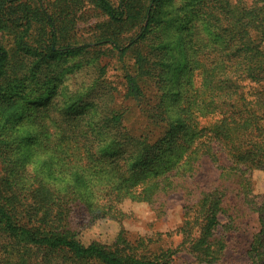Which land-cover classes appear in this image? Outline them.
Returning a JSON list of instances; mask_svg holds the SVG:
<instances>
[{"label": "trees", "instance_id": "trees-1", "mask_svg": "<svg viewBox=\"0 0 264 264\" xmlns=\"http://www.w3.org/2000/svg\"><path fill=\"white\" fill-rule=\"evenodd\" d=\"M140 1L119 0L114 5L110 0H60L68 4L59 6L46 0H0V32L10 37L11 44L8 47L0 40V264H164L178 252L176 248L160 256H139L123 234L112 245L96 241L86 245L78 239L68 227L67 216L70 203L84 197L83 170L80 166L65 170L67 156L53 159L68 135L77 140L84 137L78 150L88 152L93 167L105 172L117 198L152 202L159 194L179 188L185 202L178 232L197 264L223 261L225 237L235 224L225 201L231 195L246 201L259 226L250 255L253 264H264V192H255L251 175L255 170L264 173V46L250 34L252 27L264 34V0H253L256 6L242 7L239 15L230 0H176L168 13L163 10L165 0ZM86 5L105 16L96 25L97 38L60 45L62 29H73L77 10ZM38 15L47 26L48 38L34 47L25 38ZM177 22L179 30L170 38L171 26ZM130 30L133 34L125 36L124 31ZM104 45L120 57L135 54L137 74L125 76L127 95L148 123L139 136L132 137L128 150L109 159L95 156L96 140L100 144L106 139L101 138L104 133H129L124 110L112 109L97 134L61 116L58 121L50 113L42 114L54 111V106H72L67 100L63 105L55 100L59 96L63 101L68 92L67 86L60 87V73L73 67H97ZM177 46L187 54V64L175 88H170L168 69ZM71 60L74 65H67ZM141 77L153 85L149 94ZM97 82L95 78L93 84ZM170 92L179 96L177 105L167 103ZM214 115L220 118L201 123ZM46 117L55 124L52 132ZM29 119L40 125L34 132L22 131ZM33 137L28 152L37 147L46 155L51 152L53 157L47 156L54 160L49 161L54 163L51 170L59 171L63 181H43L38 187L25 181L30 161L25 152L18 153ZM101 149L108 151L106 143ZM205 159L217 175L201 185L198 172ZM34 174L33 179L42 180ZM105 203L103 216L108 213ZM92 205L88 204L90 210ZM222 216L228 221L223 223Z\"/></svg>", "mask_w": 264, "mask_h": 264}, {"label": "rangeland", "instance_id": "rangeland-1", "mask_svg": "<svg viewBox=\"0 0 264 264\" xmlns=\"http://www.w3.org/2000/svg\"><path fill=\"white\" fill-rule=\"evenodd\" d=\"M50 1L54 5L65 6L68 3H59L60 0H46ZM114 5H117L119 0H110ZM148 0H141L144 4H147ZM176 0H165L163 3V10L166 13L170 12L172 4H175ZM236 6L234 7L238 15L242 12V7L256 6L253 0H230ZM137 3V2H136ZM261 6L260 3H258ZM75 12V11H74ZM76 23L72 29H62L60 34V45L67 44L69 42L85 43L92 42L97 37L94 35L96 31V25L105 19V16L91 5H86L81 11L76 12ZM69 23V19L65 18ZM184 19L182 22H187ZM64 20L61 24H64ZM72 23V22H71ZM59 24V27L62 25ZM180 22L174 23L171 26L170 38H175ZM72 26V25H71ZM133 30V29H132ZM124 31V35L128 36L133 34V31ZM47 26L41 17H37L31 34L26 36L25 41L31 46H40L47 38ZM251 36L257 40L258 43H262L264 46V34L258 31L256 27L250 29ZM10 37L7 34L0 32V40L8 44ZM128 45V44H127ZM11 47V44H8ZM101 55L97 62V67L88 66L87 68L73 67L64 70L60 73L62 83L60 87H68V92L63 96L64 100L59 96L55 97V100L59 105H63L67 100L70 107L54 106V111L43 112V115L51 114L53 119L60 121L70 120V124L76 123L77 125H83L85 129L97 134L102 128L100 127L103 122V118L111 113L112 109L125 111V123L127 124V135L121 133L118 135L104 133L101 138H106L99 141L96 140V149L94 150L95 156L99 159H109L123 150H128V143L132 141V137H137L141 134L142 130L148 126L147 120L139 110L136 102L127 95V72L136 73L137 70L136 57L133 52L125 54V56H119L116 51L109 49L107 45L100 48ZM142 53L145 50L141 51ZM171 55L174 57L171 71L168 69V75L172 78L169 87L172 85L175 88L176 83L179 81L182 70H184L187 64V54H184L183 48L180 46L175 47L174 51H171ZM76 61L71 60L67 65H74ZM100 67L104 68V71H100ZM145 77H149L146 75ZM98 81L93 84V81ZM141 77L139 80L145 90L149 94L153 85L149 84ZM144 80V81H143ZM62 89V88H60ZM167 98V103L177 105L180 100L179 96H172ZM91 106V108H90ZM97 107V111L93 112V109ZM93 108V109H92ZM59 118V119H58ZM220 117L217 115L206 116L201 119V123L207 124L214 122ZM29 121H25V125L22 127V131L38 129L40 125L31 124ZM36 122V121H35ZM45 124L51 129V132L55 130V124L52 123L51 118H45ZM34 132V131H33ZM155 135L152 134L151 137ZM53 138V137H52ZM84 137H79L78 140L70 135L66 136L62 140L61 149L59 153H55L54 160L61 154L63 158L66 157L67 169L81 167L83 175L80 180L81 189L84 197L81 200H74L70 203V209L67 216V223L70 230L75 232L78 239L84 244H90L91 242H100L105 245L114 244L121 234L125 238H128L132 243V247L137 255L142 256H160L167 250H174L178 248V252L168 259V263L164 264H197L191 253H189L182 246V236L178 232L179 226H181L184 219L183 205L185 197L178 191L179 188L173 189L172 192L161 193L157 198L152 201L135 200L129 196L117 198L114 196V191L110 189L108 179L105 176V172L97 170L89 159L88 152L78 150L81 146ZM28 144L20 146L18 154L26 153L25 156L29 157V163L26 165L27 176L26 182H33L35 187H38L43 181H63L60 179L61 173L59 171H53L54 161L47 156L53 157V154L49 152V155L41 147H37L36 150L28 152V148L34 146V137L30 141H25ZM108 151H103L101 146H105ZM54 152V151H52ZM64 152V153H62ZM225 154V153H224ZM46 157V158H45ZM224 162L228 163V160L223 156ZM47 160L42 162L43 160ZM41 162V163H40ZM99 168V167H98ZM2 163L0 161V175L2 174ZM68 172V171H67ZM40 175V179H35V174ZM217 170L210 160L205 159L202 161L199 172L198 182L201 185H206L212 182L216 177ZM252 182L254 184L255 192H264V173L259 170L252 172ZM33 177H35L33 179ZM64 177V176H63ZM59 178V180H58ZM111 199L114 200L112 205ZM92 202V206L89 209L88 204ZM106 202V203H105ZM105 203L106 215H102V205ZM225 209L227 214H232L235 219L233 229L227 233L225 237L227 241V249L225 258L219 264H253L252 256L250 255V249L254 239V235L258 232V216L253 212L247 202H243L236 196H229L225 201ZM223 223L228 220L222 216Z\"/></svg>", "mask_w": 264, "mask_h": 264}]
</instances>
